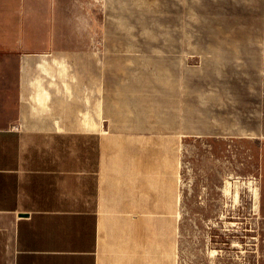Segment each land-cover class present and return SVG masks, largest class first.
Instances as JSON below:
<instances>
[{
	"label": "rangeland",
	"instance_id": "rangeland-1",
	"mask_svg": "<svg viewBox=\"0 0 264 264\" xmlns=\"http://www.w3.org/2000/svg\"><path fill=\"white\" fill-rule=\"evenodd\" d=\"M259 2L77 0L65 10L78 17L76 48L95 54L59 76L90 83L79 104L101 126V161L123 175L128 204L147 207L156 248L172 240L178 264H264Z\"/></svg>",
	"mask_w": 264,
	"mask_h": 264
},
{
	"label": "crops",
	"instance_id": "crops-1",
	"mask_svg": "<svg viewBox=\"0 0 264 264\" xmlns=\"http://www.w3.org/2000/svg\"><path fill=\"white\" fill-rule=\"evenodd\" d=\"M73 1L0 0V264H178L172 240L156 248L147 207L128 204L123 175L101 161L98 121L79 104L90 83L59 76L83 54L94 60L76 48ZM259 12L264 139V0Z\"/></svg>",
	"mask_w": 264,
	"mask_h": 264
},
{
	"label": "bare ground",
	"instance_id": "bare-ground-1",
	"mask_svg": "<svg viewBox=\"0 0 264 264\" xmlns=\"http://www.w3.org/2000/svg\"><path fill=\"white\" fill-rule=\"evenodd\" d=\"M100 116V115H99ZM102 117V116H101ZM100 120H101V118H100ZM103 121V120H102ZM99 122V121H98ZM101 124V123H100ZM102 125V124H101ZM96 127V126H95ZM99 127H101V126H99V123H98V131H99ZM88 130V129H87ZM247 135V134H246ZM244 137H245V135H244ZM247 137V136H246ZM166 185V184H165ZM230 190H231V188L229 187V185H228V187L226 188V193L228 194L229 192H230ZM254 190V192H255V195H256V197L258 198V190L259 189H256L255 190V188L253 189ZM165 192H167V191H165ZM172 193V192H171ZM168 195V194H167ZM165 196V195H164ZM173 198V197H172ZM236 198L238 199V193H236ZM169 199V198H168ZM179 199V198H178ZM178 199H177V201H178ZM176 201V200H175ZM176 201V202H177ZM171 203H172V201H171ZM169 205V204H168ZM172 208V207H171ZM178 218V217H177Z\"/></svg>",
	"mask_w": 264,
	"mask_h": 264
}]
</instances>
